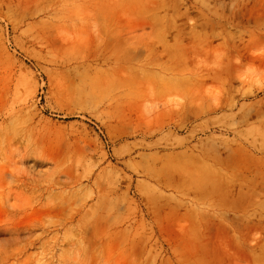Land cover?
I'll return each mask as SVG.
<instances>
[{"label":"rangeland","instance_id":"374dc122","mask_svg":"<svg viewBox=\"0 0 264 264\" xmlns=\"http://www.w3.org/2000/svg\"><path fill=\"white\" fill-rule=\"evenodd\" d=\"M0 264H264V0H0Z\"/></svg>","mask_w":264,"mask_h":264},{"label":"bare ground","instance_id":"6f19581e","mask_svg":"<svg viewBox=\"0 0 264 264\" xmlns=\"http://www.w3.org/2000/svg\"><path fill=\"white\" fill-rule=\"evenodd\" d=\"M245 169V168H244ZM248 169V168H247ZM7 172V171H6ZM28 173V172H27ZM237 199H239V198H237ZM239 203V202H238ZM235 204H237V203H235ZM234 204V205H235ZM51 205V204H50ZM20 207V206H19ZM44 207V206H43ZM40 208H42V207H40ZM39 208V209H40ZM52 208V207H51ZM237 208V207H236ZM12 209V208H11ZM17 210V209H16ZM56 210V211H55ZM55 210H51V211H54V212H57V209L55 208ZM43 211V210H42ZM47 211V210H46ZM49 211V210H48ZM50 212V211H49ZM54 212H52V213H54ZM41 213V212H40ZM21 225V224H20ZM32 225V224H31ZM21 228V227H20ZM22 228H23V226H22ZM31 228V227H30ZM1 232L3 233V234H5V235H8V236H10V235H18L19 233H22V232H24L23 230H15V231H13V229H11V228H9V227H4V229L3 230H1ZM32 233V232H31Z\"/></svg>","mask_w":264,"mask_h":264}]
</instances>
